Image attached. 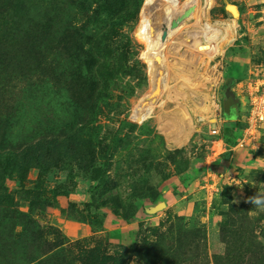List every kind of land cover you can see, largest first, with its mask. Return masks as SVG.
Listing matches in <instances>:
<instances>
[{
	"label": "rangeland",
	"instance_id": "374dc122",
	"mask_svg": "<svg viewBox=\"0 0 264 264\" xmlns=\"http://www.w3.org/2000/svg\"><path fill=\"white\" fill-rule=\"evenodd\" d=\"M103 1L0 0V264H264V208L248 202L264 197V125L246 134L264 83V0H143L109 33L125 49L111 46L122 73L91 129L110 159L102 186L74 166L26 192L40 170H22L20 152L50 160L35 145L52 105L65 122L83 114L74 92L99 64L80 44L122 3ZM54 6L73 8L82 30L39 52L34 24ZM224 95L237 118L224 117Z\"/></svg>",
	"mask_w": 264,
	"mask_h": 264
},
{
	"label": "trees",
	"instance_id": "16d2710c",
	"mask_svg": "<svg viewBox=\"0 0 264 264\" xmlns=\"http://www.w3.org/2000/svg\"><path fill=\"white\" fill-rule=\"evenodd\" d=\"M119 1L122 2L121 6L117 4V8L105 10L106 12L98 18L101 20V23L97 25L96 32H98V34L93 36V41L90 40V42H87L83 40L80 44V48L84 50L91 49L95 51L99 64L94 80L91 79L87 72L83 71L85 75L89 77L87 78L89 80H87L86 85L80 86L78 89H75L76 92H74L79 94L81 100L78 103L83 114L80 115V113H78L71 119V122H65L61 120L59 116L60 107L62 105L60 103H54L51 110L52 119L48 126V135L45 136L44 139L37 141L35 145L38 148L36 151H45L46 154L50 156V160L48 162H42L40 152L34 153L36 155V160L29 157L28 154L32 151V145L26 147L25 153L20 152L21 155L26 154L21 166L22 170L31 169L36 163L39 165L40 170L39 179L33 186V189H27V193L36 194V192H43L40 185L43 182V178L52 169L58 171L67 169L71 171V168L75 166L79 173L84 177L90 178V180L95 183L94 190H98L102 186L98 177L109 173L108 165L110 159L97 149L91 138L92 124L94 123L99 104L109 93L116 91L115 88L110 87L111 84H108L114 72L112 69L117 67V73H122L121 69H119L122 68L120 66H123L121 65V58L118 57V55L115 57L113 53L124 50L125 44L120 43V40L113 43L111 38H109V33L121 22L127 20L132 21L138 14L143 2V0ZM97 2L104 6L103 0H97ZM73 16V8L63 9L62 7L54 6L49 17L50 22H45L43 18H39V20L35 22V45L39 52L48 43L52 44V49L53 46L58 48L61 41L65 43L73 40L74 32L82 30L81 26L77 27L78 24ZM50 38L53 43H51ZM111 46L116 48V51L111 50ZM38 64H40V62H38ZM40 65L38 67L39 69ZM125 95L129 96L130 94L128 93ZM226 99V96L225 98L222 97V105L225 108V118L227 117L226 110L228 106L235 101L233 99L227 103ZM15 156H18L15 151L8 150L3 157H5L6 162H11L15 159ZM57 191V189L54 190L53 194ZM59 191H64V188Z\"/></svg>",
	"mask_w": 264,
	"mask_h": 264
},
{
	"label": "built area",
	"instance_id": "2783aa9c",
	"mask_svg": "<svg viewBox=\"0 0 264 264\" xmlns=\"http://www.w3.org/2000/svg\"><path fill=\"white\" fill-rule=\"evenodd\" d=\"M264 125V83L255 89L252 96V108L249 117V126L246 134H251L261 129ZM249 134V135H250Z\"/></svg>",
	"mask_w": 264,
	"mask_h": 264
},
{
	"label": "water",
	"instance_id": "95a60500",
	"mask_svg": "<svg viewBox=\"0 0 264 264\" xmlns=\"http://www.w3.org/2000/svg\"><path fill=\"white\" fill-rule=\"evenodd\" d=\"M194 7L189 8L188 10H186L179 18H177V20H174L171 23V28L174 29L176 28L181 22H183L186 18H188L189 16H191V14L194 11ZM166 36V32H164V38ZM238 104L239 101L235 100L233 104L228 106V109L226 110V116L228 118H237L238 116Z\"/></svg>",
	"mask_w": 264,
	"mask_h": 264
},
{
	"label": "clouds",
	"instance_id": "9594fccd",
	"mask_svg": "<svg viewBox=\"0 0 264 264\" xmlns=\"http://www.w3.org/2000/svg\"><path fill=\"white\" fill-rule=\"evenodd\" d=\"M248 202L256 205L257 207L264 208V197H249Z\"/></svg>",
	"mask_w": 264,
	"mask_h": 264
},
{
	"label": "bare ground",
	"instance_id": "6f19581e",
	"mask_svg": "<svg viewBox=\"0 0 264 264\" xmlns=\"http://www.w3.org/2000/svg\"><path fill=\"white\" fill-rule=\"evenodd\" d=\"M193 16H196V13L193 14ZM145 30V29H144ZM209 49V48H208Z\"/></svg>",
	"mask_w": 264,
	"mask_h": 264
}]
</instances>
